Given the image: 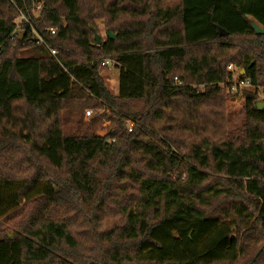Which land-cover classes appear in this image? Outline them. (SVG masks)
Here are the masks:
<instances>
[{"label":"trees","instance_id":"obj_1","mask_svg":"<svg viewBox=\"0 0 264 264\" xmlns=\"http://www.w3.org/2000/svg\"><path fill=\"white\" fill-rule=\"evenodd\" d=\"M260 87L264 0H0V264H264Z\"/></svg>","mask_w":264,"mask_h":264},{"label":"rangeland","instance_id":"obj_2","mask_svg":"<svg viewBox=\"0 0 264 264\" xmlns=\"http://www.w3.org/2000/svg\"><path fill=\"white\" fill-rule=\"evenodd\" d=\"M96 25L98 26V33L101 36L102 40H105L108 35H109V31L105 28L103 21L101 19H97L96 20ZM95 30V29H94ZM96 31V30H95ZM100 74L103 76L108 88L110 89V91L113 94H117L118 93V75H119V70L118 68L114 65L113 62H109L108 64H106L105 68H102L100 70ZM227 91L230 92L229 98L227 99V102L225 104V112L226 115L228 117L229 122H233L235 120V118L237 116L240 115L242 107L244 105V101H245V93L249 88H245L243 87V89H237V90H231L230 86L228 85L226 87ZM264 95V87H260L259 88V97ZM84 113V121H89L90 118L96 114L101 112V109H92V115H87ZM130 124V122L128 123ZM108 125H109V121L107 122H103L102 124L99 125V127L97 128V132L101 135H104L108 132ZM13 215H15V213H13ZM12 215V216H13ZM9 216V215H8ZM8 216L5 217H1L0 218V233L2 230L8 228V222H7V218H9ZM225 230L224 232H229V233H233L235 234V230L234 228H232L230 225H225L224 226ZM207 235V232H206Z\"/></svg>","mask_w":264,"mask_h":264},{"label":"built area","instance_id":"obj_3","mask_svg":"<svg viewBox=\"0 0 264 264\" xmlns=\"http://www.w3.org/2000/svg\"><path fill=\"white\" fill-rule=\"evenodd\" d=\"M41 10V4H37L29 9H26L25 11H21L19 16L15 19L14 23H15V29H14V33H17L25 24L29 27L30 32L32 34V36L34 37L35 40H37L39 43L43 44L46 49L48 50V52L50 53L51 56L56 58L57 55V49L53 48L48 41L43 37V35H41L39 33V31L36 29L34 23H33V15L37 16L39 11ZM47 33L49 34H54L55 33V29H49L47 30ZM110 61L107 59L105 60V64H108ZM228 70H230L233 74L232 76V80H230V82H228L230 89L233 90H237V89H243V87L245 88H249L251 87V83L249 79H245L242 77V71L243 70H239L236 69V67L233 64H229L228 65ZM258 100L263 101L264 102V95L260 96L258 98ZM87 115H92V110L89 109L86 111ZM131 126L132 124H129V130H131Z\"/></svg>","mask_w":264,"mask_h":264},{"label":"water","instance_id":"obj_4","mask_svg":"<svg viewBox=\"0 0 264 264\" xmlns=\"http://www.w3.org/2000/svg\"><path fill=\"white\" fill-rule=\"evenodd\" d=\"M253 27L254 29L257 31V32H262L263 29L259 26V25H256V24H253ZM94 33H95V40H96V43L97 44H100L102 42V39H101V36L100 34L94 30ZM23 35H24V32H21V35H20V39L23 38ZM109 36L110 38H114V34L113 33H109ZM243 72V71H242ZM258 107L259 108H263L264 107V102L263 101H260L258 100Z\"/></svg>","mask_w":264,"mask_h":264}]
</instances>
